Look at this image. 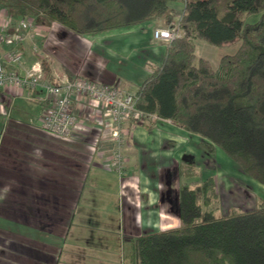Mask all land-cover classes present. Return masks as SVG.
I'll return each instance as SVG.
<instances>
[{
  "label": "crops",
  "instance_id": "0c3cea01",
  "mask_svg": "<svg viewBox=\"0 0 264 264\" xmlns=\"http://www.w3.org/2000/svg\"><path fill=\"white\" fill-rule=\"evenodd\" d=\"M7 19L14 20L0 8V23ZM38 28L40 46L28 37L13 46L24 55L14 69L18 75L40 58L56 82L79 76L136 94L165 55L166 44L153 37L156 23L86 36L57 24ZM13 47L0 45V56ZM44 98L39 88L0 90V216L48 235L25 239L38 264H125V248L133 240L162 231L164 217L177 218L173 181L181 165L206 161L200 139L167 121L149 130L129 120L121 147L127 168L120 176L104 155L115 148L104 110L74 99L79 125L71 139H62L40 127ZM12 187L18 191L4 205Z\"/></svg>",
  "mask_w": 264,
  "mask_h": 264
},
{
  "label": "trees",
  "instance_id": "16d2710c",
  "mask_svg": "<svg viewBox=\"0 0 264 264\" xmlns=\"http://www.w3.org/2000/svg\"><path fill=\"white\" fill-rule=\"evenodd\" d=\"M0 8L12 19L56 23L78 36L159 21L166 27L180 14V35L138 88L135 108L199 136L208 153L217 147L264 187V0H0ZM251 16L258 19L248 23ZM197 41L239 46L213 68L196 60ZM175 197L179 228L133 240L125 264H264V204L214 219L204 211L216 198L212 178L181 186Z\"/></svg>",
  "mask_w": 264,
  "mask_h": 264
},
{
  "label": "built area",
  "instance_id": "2783aa9c",
  "mask_svg": "<svg viewBox=\"0 0 264 264\" xmlns=\"http://www.w3.org/2000/svg\"><path fill=\"white\" fill-rule=\"evenodd\" d=\"M180 15L168 26L154 30L153 37L165 44L179 37ZM9 27L12 29L9 31ZM39 35V28L32 18L20 20L7 19L0 23V45L18 46L25 38ZM24 55L20 49L14 48L0 56V90L14 88L41 89L45 93L47 107L42 113L40 127L43 131L62 139H71L79 125V118L73 108V100L79 99L99 105L111 124L110 142L115 146L111 157L113 167L120 175L125 160L121 147L125 140L124 124L133 119L136 122L146 117L135 108L136 96L116 85H99L82 77L68 78L62 76L56 83L45 78L39 60H36L23 76L15 72V68L23 64ZM152 117L157 118L154 115ZM158 119V118H157ZM97 142V141H96ZM96 142L92 144L95 147Z\"/></svg>",
  "mask_w": 264,
  "mask_h": 264
},
{
  "label": "rangeland",
  "instance_id": "374dc122",
  "mask_svg": "<svg viewBox=\"0 0 264 264\" xmlns=\"http://www.w3.org/2000/svg\"><path fill=\"white\" fill-rule=\"evenodd\" d=\"M180 11L181 9H178V14ZM257 19L258 16H251L247 21L248 23H254ZM156 25L160 26V28H163V24L160 21L156 23ZM35 44L40 46L42 42H40V40L36 38ZM238 46L239 43L234 42L218 48L212 47L204 42L197 41L195 42L196 60H207L211 63L213 68H216L218 66L220 57L224 55L234 54ZM41 60L46 62V60L44 59ZM161 122V120L155 117L147 116L146 118H143L142 120L134 123V125L135 127H144L151 130L155 128V126L159 127V123ZM163 123L176 126L170 121ZM191 135L195 138L200 139L197 147L203 154L206 155V161H204V159H199L198 162L196 161L194 165L180 166V178H178V180L176 181H173V190L175 193L181 186L194 187L195 185H200L203 181L212 178L216 198L213 200L211 206L204 208V211L211 212L214 219H222L231 215L240 214L246 211L253 210L259 205L264 204V187L262 185L258 184L257 182L243 174L241 169L237 165L232 163L217 147L214 146L212 152L210 153L206 152L201 143L203 141L202 138L197 135ZM98 144L99 143L95 144L94 149H99ZM96 150H94L95 153ZM113 150L114 147L111 148L110 151L104 152V155L108 153V156H111ZM99 151H101V149ZM126 168L127 166L125 163L121 168L120 176H125ZM114 170L116 171V173H118L119 171L116 169ZM9 180L11 179H6L4 180V182L7 183ZM16 181L17 184H19V181ZM17 191V187L15 189H13L12 187L5 193L3 199V202L5 203L4 205L10 203L12 195ZM9 211L10 212L7 213L11 214L12 210L9 209ZM164 211L166 213V206H164ZM164 222L165 223L163 225L162 231L177 229L180 226L178 218L164 217ZM47 236L48 235L44 232H39L34 228L28 227L24 224H18L11 218L0 216V264H38V262H40L38 256H32V254L27 251V245H31V243H29L27 240H43L47 239ZM125 252V255H127L128 258L130 253L132 252L131 247L129 248V246H127L125 248ZM48 253L53 255L52 251Z\"/></svg>",
  "mask_w": 264,
  "mask_h": 264
}]
</instances>
